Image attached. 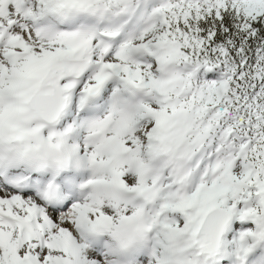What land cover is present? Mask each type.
Here are the masks:
<instances>
[{"label":"snow or ice","instance_id":"1","mask_svg":"<svg viewBox=\"0 0 264 264\" xmlns=\"http://www.w3.org/2000/svg\"><path fill=\"white\" fill-rule=\"evenodd\" d=\"M0 264H264V0H0Z\"/></svg>","mask_w":264,"mask_h":264}]
</instances>
